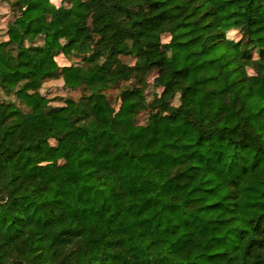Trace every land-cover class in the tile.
I'll list each match as a JSON object with an SVG mask.
<instances>
[{
	"label": "trees",
	"instance_id": "trees-1",
	"mask_svg": "<svg viewBox=\"0 0 264 264\" xmlns=\"http://www.w3.org/2000/svg\"><path fill=\"white\" fill-rule=\"evenodd\" d=\"M14 6L0 264H264V0ZM152 74L162 92L148 101L134 83ZM54 80L83 95L52 106L41 90Z\"/></svg>",
	"mask_w": 264,
	"mask_h": 264
},
{
	"label": "rangeland",
	"instance_id": "rangeland-1",
	"mask_svg": "<svg viewBox=\"0 0 264 264\" xmlns=\"http://www.w3.org/2000/svg\"><path fill=\"white\" fill-rule=\"evenodd\" d=\"M57 7L61 6L63 3V0H51ZM17 0H0V43L4 42L7 39V32L9 29L14 25L15 20L17 19L19 15V10L17 6H14L16 4ZM17 7V8H16ZM231 37H237L239 38V35H231ZM164 43H167L169 41L168 37H164L163 39ZM84 56L80 55H73L70 57H64L63 55L59 56L57 58L58 63L60 66H68L73 63H80L82 62ZM123 61L128 65H134L135 63L139 64L140 66H144L143 60H134L129 57H123ZM249 73L253 75V71L250 70ZM154 76L155 74H152L150 77H148L143 82H135L134 84L136 86L146 88V95L148 101H152L156 96H159L162 92L161 88H158L155 86L154 83ZM41 93L46 96L49 100H51V105L54 107L62 106L64 100L66 99H74L79 100L80 97L83 95V92L80 90L72 91L64 87V83L61 80H54L49 81L44 84ZM119 94L120 90L116 88H112L109 91H107V95L109 100L112 102V104L118 108L119 107ZM3 100L7 101H16L17 99L15 97H3ZM173 104L175 106L179 105V100H174ZM148 114H142L138 118V124L145 125L147 123ZM51 148L56 152L61 150V146L57 143L51 142ZM45 165H49L52 167H59L63 165L62 159H59L55 162H50Z\"/></svg>",
	"mask_w": 264,
	"mask_h": 264
}]
</instances>
